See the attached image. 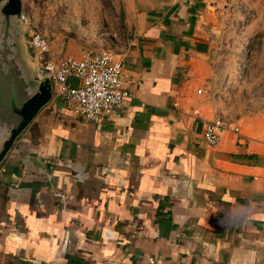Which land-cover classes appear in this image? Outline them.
<instances>
[{"label": "crops", "instance_id": "crops-1", "mask_svg": "<svg viewBox=\"0 0 264 264\" xmlns=\"http://www.w3.org/2000/svg\"><path fill=\"white\" fill-rule=\"evenodd\" d=\"M111 1L130 96L96 121L52 96L16 138L0 164V264H264V111L221 116L239 137L201 138L220 117L208 32L243 0Z\"/></svg>", "mask_w": 264, "mask_h": 264}, {"label": "rangeland", "instance_id": "rangeland-1", "mask_svg": "<svg viewBox=\"0 0 264 264\" xmlns=\"http://www.w3.org/2000/svg\"><path fill=\"white\" fill-rule=\"evenodd\" d=\"M237 10L216 17L217 28L208 32L215 43L212 99L219 104L220 117L227 119L264 111V0H243ZM22 12L28 20L24 41L33 64L26 44L30 29L53 43L65 45L74 39L84 47L118 52L123 32L111 0H23Z\"/></svg>", "mask_w": 264, "mask_h": 264}, {"label": "built area", "instance_id": "built-area-1", "mask_svg": "<svg viewBox=\"0 0 264 264\" xmlns=\"http://www.w3.org/2000/svg\"><path fill=\"white\" fill-rule=\"evenodd\" d=\"M20 19L27 25L28 20L23 12ZM26 44L32 58L49 73L52 96L60 98L73 113L91 121L101 116L120 115L125 100L130 96L124 86L120 52L84 47L76 56L62 54L45 35L35 29L28 31ZM69 79H74L76 84H70ZM200 92V89H196V93ZM193 114L198 117L196 111ZM227 129L240 136L238 127L232 125L229 128L222 117L203 121L202 141L209 146L215 145Z\"/></svg>", "mask_w": 264, "mask_h": 264}, {"label": "water", "instance_id": "water-1", "mask_svg": "<svg viewBox=\"0 0 264 264\" xmlns=\"http://www.w3.org/2000/svg\"><path fill=\"white\" fill-rule=\"evenodd\" d=\"M21 0H0V164L52 98L47 71L29 60Z\"/></svg>", "mask_w": 264, "mask_h": 264}]
</instances>
